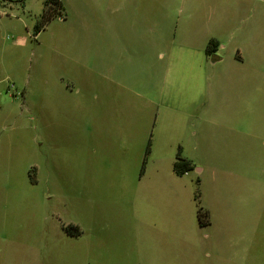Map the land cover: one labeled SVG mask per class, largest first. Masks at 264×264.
I'll return each mask as SVG.
<instances>
[{
	"label": "rangeland",
	"instance_id": "374dc122",
	"mask_svg": "<svg viewBox=\"0 0 264 264\" xmlns=\"http://www.w3.org/2000/svg\"><path fill=\"white\" fill-rule=\"evenodd\" d=\"M243 26L214 34L226 47L199 77V110L211 117L200 133L165 123L178 110L156 99L122 106L121 123L105 120L85 69L57 58L52 69L78 87L65 89L49 73L56 55L0 34V264H264V19L258 37ZM179 141L195 165L182 179L172 173ZM199 206L209 226H199Z\"/></svg>",
	"mask_w": 264,
	"mask_h": 264
},
{
	"label": "crops",
	"instance_id": "0c3cea01",
	"mask_svg": "<svg viewBox=\"0 0 264 264\" xmlns=\"http://www.w3.org/2000/svg\"><path fill=\"white\" fill-rule=\"evenodd\" d=\"M10 1L0 3V34L15 37L16 45H24L28 38H33L42 51L56 55L49 73L59 75L65 89L74 85L76 88L77 83L72 76L63 81L66 70L60 64L52 69L55 60H72L80 68L78 74L85 69V92L97 101L100 117L106 120V114L113 115L110 119L121 123L117 113L122 106L137 98L151 103L156 99L161 105L178 110L165 123L197 125L198 133L202 119L211 121L207 112L199 110V77L204 68L223 59L220 51L226 47L214 34L239 21L244 24V37H258L254 30L261 27L264 19V0H61L63 15L33 35L45 0ZM212 39L218 47L216 52L207 54V43ZM232 56L237 61L244 59L238 51ZM37 62L36 70L42 75L43 59ZM16 88L24 96L26 85L16 84ZM155 121L159 119L152 117L147 131ZM189 140L192 146L188 149L195 150L197 140ZM181 143L176 145L177 153L193 163ZM153 149L151 146L149 153ZM190 172L176 175L172 164V173L179 179ZM179 263L183 262L163 256L153 261Z\"/></svg>",
	"mask_w": 264,
	"mask_h": 264
},
{
	"label": "trees",
	"instance_id": "16d2710c",
	"mask_svg": "<svg viewBox=\"0 0 264 264\" xmlns=\"http://www.w3.org/2000/svg\"><path fill=\"white\" fill-rule=\"evenodd\" d=\"M9 2H11L10 0H8ZM24 0H17L15 2L17 3H22ZM64 13V6L61 0H45L44 2V9L43 12L40 16V19L35 23L34 27H33V35H36L38 32H40L42 29H44V27L54 18H56L57 16H62ZM218 47V42L215 40H209V42L207 43V47H206V53L207 54H212L214 52H216ZM148 148L146 150V153L148 154ZM194 164L181 157L179 154V151L175 157V160L173 162V171L176 175H183L187 172H190L194 169ZM143 168V167H142ZM32 170V169H31ZM34 170V169H33ZM31 172H34V171ZM35 173H33V176L31 177V181L33 183H35V177H34ZM199 180H197L198 182ZM197 220H198V224L199 226L203 227V226H207L210 224V219H209V213L207 210L203 209L202 207H198L197 209ZM66 232L67 234L71 235V236H79L80 234V230L79 227L77 225H73V224H69L66 226Z\"/></svg>",
	"mask_w": 264,
	"mask_h": 264
}]
</instances>
